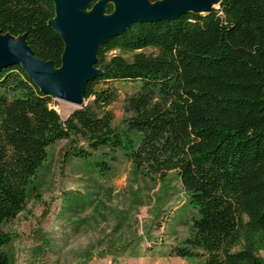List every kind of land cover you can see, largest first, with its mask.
Wrapping results in <instances>:
<instances>
[{
  "label": "trees",
  "instance_id": "1",
  "mask_svg": "<svg viewBox=\"0 0 264 264\" xmlns=\"http://www.w3.org/2000/svg\"><path fill=\"white\" fill-rule=\"evenodd\" d=\"M53 17L51 0H0V32L24 35L57 69L64 44L47 25ZM94 68L100 75L64 120L19 65L0 70V264H9L2 225L22 211L47 148L61 140L66 158L105 150L149 177H177L194 215L175 256L264 264V0L133 25L98 48ZM114 82H139L121 101L122 127L112 125Z\"/></svg>",
  "mask_w": 264,
  "mask_h": 264
},
{
  "label": "rangeland",
  "instance_id": "2",
  "mask_svg": "<svg viewBox=\"0 0 264 264\" xmlns=\"http://www.w3.org/2000/svg\"><path fill=\"white\" fill-rule=\"evenodd\" d=\"M113 87L118 99L110 107L112 125L122 127L121 101L139 82ZM50 107L61 120L77 109L58 99ZM68 149L65 140L47 148L22 211L2 225L10 239L3 248L9 264H202L201 256L185 260L173 253L191 237L194 215L173 173L160 181L134 170L121 155L110 159L99 150L85 159L66 158ZM95 162L109 169L101 173Z\"/></svg>",
  "mask_w": 264,
  "mask_h": 264
},
{
  "label": "water",
  "instance_id": "3",
  "mask_svg": "<svg viewBox=\"0 0 264 264\" xmlns=\"http://www.w3.org/2000/svg\"><path fill=\"white\" fill-rule=\"evenodd\" d=\"M54 17L47 25L64 44L61 66L35 57L18 37L0 32V70L19 65L39 92L67 102L77 109L83 104L85 84L98 77L94 68L98 48L133 25L169 22L197 13H209L222 0H51ZM110 4L113 11L105 13ZM91 5V8L87 10Z\"/></svg>",
  "mask_w": 264,
  "mask_h": 264
},
{
  "label": "bare ground",
  "instance_id": "4",
  "mask_svg": "<svg viewBox=\"0 0 264 264\" xmlns=\"http://www.w3.org/2000/svg\"><path fill=\"white\" fill-rule=\"evenodd\" d=\"M75 107V106H74Z\"/></svg>",
  "mask_w": 264,
  "mask_h": 264
}]
</instances>
